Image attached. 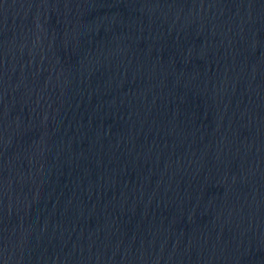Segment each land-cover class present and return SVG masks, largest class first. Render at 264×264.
<instances>
[{
  "label": "water",
  "instance_id": "water-1",
  "mask_svg": "<svg viewBox=\"0 0 264 264\" xmlns=\"http://www.w3.org/2000/svg\"><path fill=\"white\" fill-rule=\"evenodd\" d=\"M0 264H264V0H0Z\"/></svg>",
  "mask_w": 264,
  "mask_h": 264
}]
</instances>
